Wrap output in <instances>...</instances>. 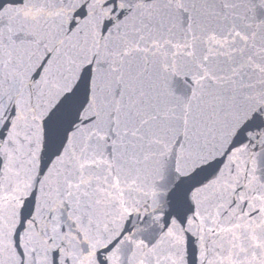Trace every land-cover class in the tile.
Returning <instances> with one entry per match:
<instances>
[{
    "label": "snow or ice",
    "instance_id": "snow-or-ice-1",
    "mask_svg": "<svg viewBox=\"0 0 264 264\" xmlns=\"http://www.w3.org/2000/svg\"><path fill=\"white\" fill-rule=\"evenodd\" d=\"M0 264H264V0H0Z\"/></svg>",
    "mask_w": 264,
    "mask_h": 264
}]
</instances>
